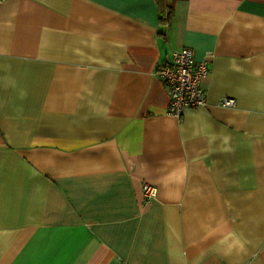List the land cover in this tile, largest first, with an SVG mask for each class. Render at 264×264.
Listing matches in <instances>:
<instances>
[{
	"label": "crops",
	"instance_id": "0c3cea01",
	"mask_svg": "<svg viewBox=\"0 0 264 264\" xmlns=\"http://www.w3.org/2000/svg\"><path fill=\"white\" fill-rule=\"evenodd\" d=\"M166 1L0 0V264H264V0Z\"/></svg>",
	"mask_w": 264,
	"mask_h": 264
},
{
	"label": "built area",
	"instance_id": "2783aa9c",
	"mask_svg": "<svg viewBox=\"0 0 264 264\" xmlns=\"http://www.w3.org/2000/svg\"><path fill=\"white\" fill-rule=\"evenodd\" d=\"M154 73L167 88V113L180 117L186 108L205 104V90L202 82L208 73L207 66L205 60L194 58L192 49L182 47L172 50L169 60L158 63ZM233 102L231 98H222L219 103L231 106ZM142 190L146 198L156 193V187L147 182H143Z\"/></svg>",
	"mask_w": 264,
	"mask_h": 264
},
{
	"label": "trees",
	"instance_id": "16d2710c",
	"mask_svg": "<svg viewBox=\"0 0 264 264\" xmlns=\"http://www.w3.org/2000/svg\"><path fill=\"white\" fill-rule=\"evenodd\" d=\"M159 5V19L161 22H167L172 14V8L166 0H156Z\"/></svg>",
	"mask_w": 264,
	"mask_h": 264
}]
</instances>
